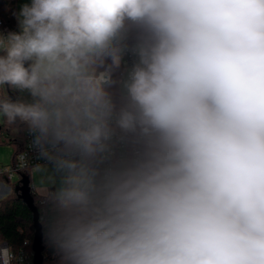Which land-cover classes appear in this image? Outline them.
<instances>
[{
    "label": "clouds",
    "instance_id": "9594fccd",
    "mask_svg": "<svg viewBox=\"0 0 264 264\" xmlns=\"http://www.w3.org/2000/svg\"><path fill=\"white\" fill-rule=\"evenodd\" d=\"M14 15L0 117L51 173L58 264H264V0H30Z\"/></svg>",
    "mask_w": 264,
    "mask_h": 264
},
{
    "label": "trees",
    "instance_id": "16d2710c",
    "mask_svg": "<svg viewBox=\"0 0 264 264\" xmlns=\"http://www.w3.org/2000/svg\"><path fill=\"white\" fill-rule=\"evenodd\" d=\"M18 0H0V17L12 26H17V18L14 15L17 9ZM122 65L115 72L109 71L111 81H118L121 78ZM112 91L121 94L120 83L111 84ZM8 95L11 98H17L21 95L27 97V93L13 92L8 89ZM20 130L15 126L7 124L6 120L0 117V144L8 145L13 148L11 160H15L18 153L23 151L27 145L25 126L19 125ZM31 171L28 168L21 172L22 176H27L31 186ZM21 181L14 182L12 192L0 200V242L7 241L13 246H18L26 237L34 239V213L28 204L21 197ZM31 195L39 211V221L42 228L43 264H58V257L51 247L47 233L52 216L54 215L52 205L49 202V195H39L31 186Z\"/></svg>",
    "mask_w": 264,
    "mask_h": 264
},
{
    "label": "built area",
    "instance_id": "2783aa9c",
    "mask_svg": "<svg viewBox=\"0 0 264 264\" xmlns=\"http://www.w3.org/2000/svg\"><path fill=\"white\" fill-rule=\"evenodd\" d=\"M18 32L19 27L12 26L5 22L0 17V33L7 35L8 32ZM137 57H135L131 52H126L122 60V71L121 78L126 74L133 66ZM105 77L107 80L111 81L110 72H105ZM121 89V84H120ZM122 92V90H121ZM27 145L26 148L17 154L15 160H10L9 162H0V200L9 195L14 186L12 182L23 178L21 172L28 168H33L38 165L44 164V161L38 160L36 158V152L31 148L32 137L26 132ZM33 241L31 238L26 237L22 240L20 245L13 246L7 241L0 242V248L7 247L12 255L10 264H34V250ZM5 264H8L5 260Z\"/></svg>",
    "mask_w": 264,
    "mask_h": 264
},
{
    "label": "rangeland",
    "instance_id": "374dc122",
    "mask_svg": "<svg viewBox=\"0 0 264 264\" xmlns=\"http://www.w3.org/2000/svg\"><path fill=\"white\" fill-rule=\"evenodd\" d=\"M24 3H30V0H18L16 12L18 13L20 7ZM127 78V73L124 74L122 79ZM122 90V85H121ZM13 154V148L8 145L0 144V162H9ZM42 165H38L32 168L31 171V186L34 190L42 196H46L51 193L54 188L53 179L49 170H44ZM12 184H14L12 182Z\"/></svg>",
    "mask_w": 264,
    "mask_h": 264
},
{
    "label": "water",
    "instance_id": "95a60500",
    "mask_svg": "<svg viewBox=\"0 0 264 264\" xmlns=\"http://www.w3.org/2000/svg\"><path fill=\"white\" fill-rule=\"evenodd\" d=\"M15 100V98H12ZM21 186L19 189L21 190V197L28 204L30 209L34 213V227H35V235L33 241V250H34V264H43V245H42V228L41 223L39 221V211L37 206L34 203V199L31 195V186L30 180L27 176H23L21 179Z\"/></svg>",
    "mask_w": 264,
    "mask_h": 264
},
{
    "label": "crops",
    "instance_id": "0c3cea01",
    "mask_svg": "<svg viewBox=\"0 0 264 264\" xmlns=\"http://www.w3.org/2000/svg\"><path fill=\"white\" fill-rule=\"evenodd\" d=\"M54 188H52V190H53Z\"/></svg>",
    "mask_w": 264,
    "mask_h": 264
}]
</instances>
